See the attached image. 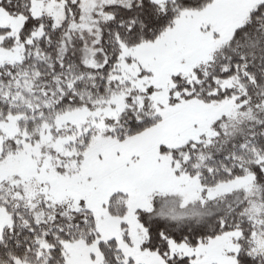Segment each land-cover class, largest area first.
<instances>
[{
  "label": "snow or ice",
  "instance_id": "1",
  "mask_svg": "<svg viewBox=\"0 0 264 264\" xmlns=\"http://www.w3.org/2000/svg\"><path fill=\"white\" fill-rule=\"evenodd\" d=\"M0 264H264V0H0Z\"/></svg>",
  "mask_w": 264,
  "mask_h": 264
}]
</instances>
